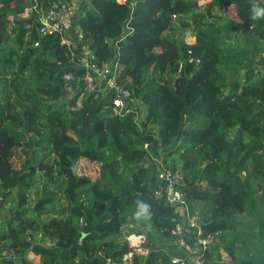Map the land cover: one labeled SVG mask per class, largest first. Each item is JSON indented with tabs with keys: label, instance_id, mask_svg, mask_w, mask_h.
I'll use <instances>...</instances> for the list:
<instances>
[{
	"label": "trees",
	"instance_id": "obj_1",
	"mask_svg": "<svg viewBox=\"0 0 264 264\" xmlns=\"http://www.w3.org/2000/svg\"><path fill=\"white\" fill-rule=\"evenodd\" d=\"M66 1L0 0V264L184 257L162 169L212 236L201 264H264V0H82L77 48L38 31ZM81 47L119 64L127 109L83 91Z\"/></svg>",
	"mask_w": 264,
	"mask_h": 264
},
{
	"label": "built area",
	"instance_id": "obj_2",
	"mask_svg": "<svg viewBox=\"0 0 264 264\" xmlns=\"http://www.w3.org/2000/svg\"><path fill=\"white\" fill-rule=\"evenodd\" d=\"M118 1L124 2L125 0ZM72 4L71 0L52 4L47 14L39 19L38 31L40 36L56 34L60 36L63 45L68 48H77V44L83 40V36L77 31H75L76 35L71 33L75 15V8ZM131 6H134V3H131ZM78 59L79 66L84 70V75L81 78L84 85L83 91L95 97L98 93L101 95L113 94L111 99L113 108L119 109V111L125 110L127 107L125 100L129 93L121 86L122 81L121 83L118 81L121 72L119 64L116 62L113 65L105 64L99 67L95 62L94 54L85 47H81ZM188 62H191V59ZM64 77L69 78V76ZM157 178L161 181V185L154 192V199L174 207L175 213L182 217L180 221L175 223L172 234L176 236L177 245L186 255L182 258H171L170 264H201L198 254L201 248L212 240V236L204 234L197 218L191 216L186 207L183 206L180 193V188L183 185L182 176L170 170L162 169L158 171ZM145 253L146 250L143 254Z\"/></svg>",
	"mask_w": 264,
	"mask_h": 264
},
{
	"label": "rangeland",
	"instance_id": "obj_3",
	"mask_svg": "<svg viewBox=\"0 0 264 264\" xmlns=\"http://www.w3.org/2000/svg\"><path fill=\"white\" fill-rule=\"evenodd\" d=\"M82 0H71V2L73 3L72 5L74 6L75 8V13L77 11V9H79V3L81 2ZM25 16V14H24ZM229 16L230 17H233L234 18V14L232 11H230L229 13ZM191 39V38H189ZM80 103V97L78 98L77 100V104ZM75 172L78 174V175H86V176H89L91 178H94L95 177V174H96V164H91V163H88L82 159L78 160L76 165H75ZM10 205V203H7L5 206L6 208H8ZM0 222L4 219H7L8 216H7V213L5 211V209H3L1 211V216H0ZM136 238H132L131 236H129L127 239L129 240L130 242V245L133 246V247H138V249L136 250L137 252H140V253H144L145 250L144 249H141L139 246H140V243L142 242V238L141 236H134ZM138 237V239H137ZM137 241V242H136ZM30 261L36 263L37 262V258L35 256H30L28 257Z\"/></svg>",
	"mask_w": 264,
	"mask_h": 264
},
{
	"label": "bare ground",
	"instance_id": "obj_4",
	"mask_svg": "<svg viewBox=\"0 0 264 264\" xmlns=\"http://www.w3.org/2000/svg\"><path fill=\"white\" fill-rule=\"evenodd\" d=\"M132 238H136V237H132ZM137 239H138V237H137ZM137 242V241H136Z\"/></svg>",
	"mask_w": 264,
	"mask_h": 264
}]
</instances>
